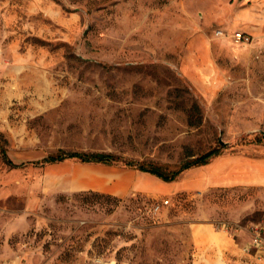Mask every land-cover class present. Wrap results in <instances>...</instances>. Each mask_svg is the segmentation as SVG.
<instances>
[{"label": "rangeland", "instance_id": "rangeland-1", "mask_svg": "<svg viewBox=\"0 0 264 264\" xmlns=\"http://www.w3.org/2000/svg\"><path fill=\"white\" fill-rule=\"evenodd\" d=\"M255 3L0 0V143L15 163L63 149L163 171L220 140L264 147V22L232 21ZM146 173L0 157V264H196L193 223L249 241L264 218L259 188L174 191Z\"/></svg>", "mask_w": 264, "mask_h": 264}, {"label": "crops", "instance_id": "crops-1", "mask_svg": "<svg viewBox=\"0 0 264 264\" xmlns=\"http://www.w3.org/2000/svg\"><path fill=\"white\" fill-rule=\"evenodd\" d=\"M252 8H241L235 12L233 27L251 30L250 21L257 23L253 32L258 33L264 22V0H255ZM253 23V24H254ZM171 190L187 192L205 191L211 188H259L264 194V147L254 151H222L208 163L197 165L182 172L179 179L166 182L146 173ZM120 187L118 191H120ZM117 191V190H116ZM225 228H223L224 230ZM215 229L210 223H193L191 235L196 264H216L218 257L223 264H259L245 254L243 247L248 239L235 230L232 234L225 229ZM236 235V236H235ZM223 253V254H221Z\"/></svg>", "mask_w": 264, "mask_h": 264}, {"label": "trees", "instance_id": "trees-1", "mask_svg": "<svg viewBox=\"0 0 264 264\" xmlns=\"http://www.w3.org/2000/svg\"><path fill=\"white\" fill-rule=\"evenodd\" d=\"M254 140L256 142H264V133L261 132L260 135H256L254 137ZM224 148H227V145L219 143L217 147H213L204 153L198 155H191L184 161L180 162L177 168L170 171H163L158 166L145 164L143 162H132L129 160H121L112 153L65 151L63 149H58L55 153H49L40 159L15 163L8 156L7 150L2 143H0V157L2 161L10 167H23L26 165L42 166L45 164L61 162L66 159H76L82 163L94 162V163H102L107 165L115 164L121 161L122 164L126 166L135 168L142 172L150 173L162 179L163 181L170 182L176 180L178 176L186 169L208 163L212 158L221 154Z\"/></svg>", "mask_w": 264, "mask_h": 264}, {"label": "built area", "instance_id": "built-area-1", "mask_svg": "<svg viewBox=\"0 0 264 264\" xmlns=\"http://www.w3.org/2000/svg\"><path fill=\"white\" fill-rule=\"evenodd\" d=\"M237 41H248L244 32H235ZM158 205L155 206V209ZM250 240L243 247L245 254L249 255L255 262L264 264V218L260 221L251 222L249 226Z\"/></svg>", "mask_w": 264, "mask_h": 264}, {"label": "water", "instance_id": "water-1", "mask_svg": "<svg viewBox=\"0 0 264 264\" xmlns=\"http://www.w3.org/2000/svg\"><path fill=\"white\" fill-rule=\"evenodd\" d=\"M220 143H222V144H226V143L222 142L221 140H220Z\"/></svg>", "mask_w": 264, "mask_h": 264}, {"label": "bare ground", "instance_id": "bare-ground-1", "mask_svg": "<svg viewBox=\"0 0 264 264\" xmlns=\"http://www.w3.org/2000/svg\"><path fill=\"white\" fill-rule=\"evenodd\" d=\"M115 190V189H114Z\"/></svg>", "mask_w": 264, "mask_h": 264}]
</instances>
